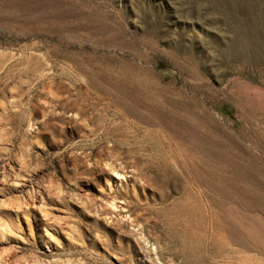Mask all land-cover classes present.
Returning <instances> with one entry per match:
<instances>
[{
  "label": "rangeland",
  "instance_id": "374dc122",
  "mask_svg": "<svg viewBox=\"0 0 264 264\" xmlns=\"http://www.w3.org/2000/svg\"><path fill=\"white\" fill-rule=\"evenodd\" d=\"M242 2L0 0V264H264Z\"/></svg>",
  "mask_w": 264,
  "mask_h": 264
},
{
  "label": "bare ground",
  "instance_id": "6f19581e",
  "mask_svg": "<svg viewBox=\"0 0 264 264\" xmlns=\"http://www.w3.org/2000/svg\"><path fill=\"white\" fill-rule=\"evenodd\" d=\"M253 1H255V0H253ZM238 4L240 6L243 5L246 8V10H248L249 8L251 9V11H252V9L253 10L255 9L257 16L258 15L260 16L261 24L259 26L256 25L257 28L253 26L254 29L251 31V33L249 35H246V34L243 35V33H245V32L237 29V31H238L237 35H235V37L231 39V42L229 44L230 45V52L234 55L243 56V55L247 54L248 51H252L255 54L257 53V56H258V54L264 53V3H244V2H242V3H238ZM210 8H211V6H210ZM240 9H241V7H240ZM218 10H217V12H218ZM253 20H254V18H253ZM242 24H243V22H242ZM237 31H235V32H237ZM235 32H234V34H235ZM244 39H246V41ZM110 168L115 171V168L113 166H111Z\"/></svg>",
  "mask_w": 264,
  "mask_h": 264
}]
</instances>
